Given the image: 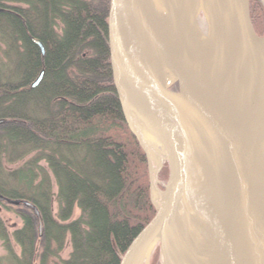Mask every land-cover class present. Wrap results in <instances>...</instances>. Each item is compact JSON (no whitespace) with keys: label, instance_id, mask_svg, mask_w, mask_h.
Wrapping results in <instances>:
<instances>
[{"label":"water","instance_id":"1","mask_svg":"<svg viewBox=\"0 0 264 264\" xmlns=\"http://www.w3.org/2000/svg\"><path fill=\"white\" fill-rule=\"evenodd\" d=\"M198 33L205 50L195 45ZM106 37L112 85L144 154L155 210L119 264H146L156 248L161 264H264V34L252 26L249 0H107ZM0 202L29 209L42 237L34 205ZM188 225L204 240L211 235L215 262L192 245Z\"/></svg>","mask_w":264,"mask_h":264},{"label":"trees","instance_id":"2","mask_svg":"<svg viewBox=\"0 0 264 264\" xmlns=\"http://www.w3.org/2000/svg\"><path fill=\"white\" fill-rule=\"evenodd\" d=\"M0 9V195L34 205L43 227L39 237L28 209L10 236L0 216V264H119L155 210L111 81L107 0H0ZM249 12L262 36V0Z\"/></svg>","mask_w":264,"mask_h":264},{"label":"rangeland","instance_id":"3","mask_svg":"<svg viewBox=\"0 0 264 264\" xmlns=\"http://www.w3.org/2000/svg\"><path fill=\"white\" fill-rule=\"evenodd\" d=\"M199 23H200L202 32L204 34H206L205 25H204V22H203L201 16H199ZM263 34H264V32H263ZM165 167L166 168L163 167L162 171L159 173V176H158L159 182H161L163 185L165 184L164 182H166V179H165L166 178V172L165 171H166V169L168 171V165L166 164ZM167 176H168V172H167ZM53 191L56 192L55 186H53ZM7 207H9V208L5 209L4 207L0 206V216L6 225V228L8 230L9 235L11 236L12 232L14 230L20 228V226H21V218L19 216L20 213L24 212V211H29V210L28 209L26 210V208H24L22 206L21 207H14V206L9 205ZM53 213L56 214V204L55 203L53 204ZM78 215H79V211L76 209L74 211L73 219L77 218ZM35 227H36V232L38 233V224L36 221H35ZM10 240H11V244H12L14 251L18 254L19 253L18 246L13 242L11 237H10ZM70 251H71L70 245H69V242L67 241L65 248H64L63 252L61 253V257L63 259H66L69 255ZM5 256H6V253H5V251L1 245V242H0V259H4ZM151 258H152V256L150 257L149 261L146 264H152ZM157 264H161L160 255H159V258L157 260Z\"/></svg>","mask_w":264,"mask_h":264},{"label":"bare ground","instance_id":"4","mask_svg":"<svg viewBox=\"0 0 264 264\" xmlns=\"http://www.w3.org/2000/svg\"><path fill=\"white\" fill-rule=\"evenodd\" d=\"M158 14L160 15V21L161 23L164 24V20H162V13L160 11H158ZM206 41L204 39V36L201 34H197V37L195 38V45H197V47L199 48V50H202L206 48ZM200 57V56H199ZM201 61L204 59L203 56L200 57ZM189 226V227H188ZM187 226V230L186 232H188V235H190V241L192 243V245L195 246V248L197 249H202L203 251L207 252L209 255H213L214 258L212 260V262H215L216 259V255H218L215 246L213 245V241L211 240V235L207 234L206 239L204 240L202 237L201 232L199 231V229L196 226ZM190 228V229H189ZM205 233L207 232V229L204 228ZM203 259V258H202ZM204 261H206L205 259H203Z\"/></svg>","mask_w":264,"mask_h":264},{"label":"flooded vegetation","instance_id":"5","mask_svg":"<svg viewBox=\"0 0 264 264\" xmlns=\"http://www.w3.org/2000/svg\"><path fill=\"white\" fill-rule=\"evenodd\" d=\"M172 90H176V86H173L172 87ZM167 163H165L164 165H166ZM166 183V182H164ZM163 187V184L161 182H159V188H162Z\"/></svg>","mask_w":264,"mask_h":264}]
</instances>
